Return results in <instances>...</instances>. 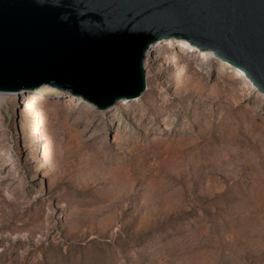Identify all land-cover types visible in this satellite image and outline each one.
I'll list each match as a JSON object with an SVG mask.
<instances>
[{
    "label": "rangeland",
    "instance_id": "rangeland-1",
    "mask_svg": "<svg viewBox=\"0 0 264 264\" xmlns=\"http://www.w3.org/2000/svg\"><path fill=\"white\" fill-rule=\"evenodd\" d=\"M177 46L110 110L0 92V264H264V96Z\"/></svg>",
    "mask_w": 264,
    "mask_h": 264
},
{
    "label": "water",
    "instance_id": "water-1",
    "mask_svg": "<svg viewBox=\"0 0 264 264\" xmlns=\"http://www.w3.org/2000/svg\"><path fill=\"white\" fill-rule=\"evenodd\" d=\"M185 40L264 96V0H0V92L41 85L97 110L137 100L144 60Z\"/></svg>",
    "mask_w": 264,
    "mask_h": 264
},
{
    "label": "bare ground",
    "instance_id": "bare-ground-1",
    "mask_svg": "<svg viewBox=\"0 0 264 264\" xmlns=\"http://www.w3.org/2000/svg\"><path fill=\"white\" fill-rule=\"evenodd\" d=\"M173 39H167V40H161L159 43H157L151 50V53L154 51V48H156L158 45H161L162 43H164L165 45L168 43H171ZM179 46H177V48H180L182 46H189L190 48L192 47V49L196 50V48H194L193 46L189 45L185 40H179ZM151 53L149 55H151ZM158 54V50H155L153 57H155ZM150 64V62L147 60L145 61V67H147ZM235 68V67H234ZM237 69V68H236ZM146 75L148 77V70L146 72ZM241 75L243 76V78L246 79V77L243 75V73L241 72ZM122 101V100H121ZM120 101V102H121Z\"/></svg>",
    "mask_w": 264,
    "mask_h": 264
}]
</instances>
